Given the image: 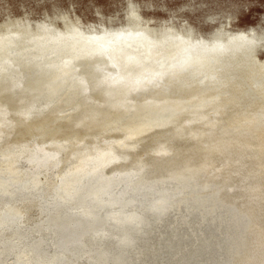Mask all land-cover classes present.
<instances>
[{"label": "bare ground", "instance_id": "1", "mask_svg": "<svg viewBox=\"0 0 264 264\" xmlns=\"http://www.w3.org/2000/svg\"><path fill=\"white\" fill-rule=\"evenodd\" d=\"M45 28L0 36V264H157L144 257L145 235L162 211L158 222L170 219V237L158 238L166 264H199L177 254L188 238L213 254L209 264H264V148L211 114L250 105L222 104L209 93L213 76L227 85L246 68L264 67L254 58L264 37L254 27L200 42L134 24L112 35ZM101 49L116 52L110 71L95 69L102 59L81 62ZM142 78L164 88L139 90ZM230 84L224 94H233ZM36 89L49 102L56 92L72 93L77 110L65 129L95 130L110 112L127 113L130 123L111 140L83 145L11 139L20 115L53 109ZM204 94L210 97L184 105ZM258 126L264 131V120ZM101 209H108L103 216ZM50 238L59 245L46 250Z\"/></svg>", "mask_w": 264, "mask_h": 264}, {"label": "rangeland", "instance_id": "2", "mask_svg": "<svg viewBox=\"0 0 264 264\" xmlns=\"http://www.w3.org/2000/svg\"><path fill=\"white\" fill-rule=\"evenodd\" d=\"M132 14L137 16L134 20H131L130 15ZM127 24H134L143 31H154L150 33H154L155 35L163 31H171L179 35L187 34L195 42L209 40L217 32L225 40L230 33L243 30L247 27L255 28L256 37H264V0H0V36L4 37L9 35V37L19 39L21 35L14 34L15 32L21 34V30L34 32L40 25L45 26V29L53 34L70 27L76 28L81 32H92L95 35H98V33L112 35L118 33ZM126 39L129 38L127 37ZM257 50L254 58L263 62L264 46L259 45ZM113 51V53L102 51V49L95 51L87 58L82 59L81 62L86 63L95 59H102V62L98 63L95 69L100 68L101 71H110V68L113 66L111 56L116 53L115 50ZM89 68L91 67L89 66ZM177 79L178 77L174 78L173 81L177 83ZM145 80L144 78L141 79L138 87L139 90L152 88V90H156L155 92H159L164 88V84H154L153 81L147 82ZM229 82L235 84L233 94L228 92L224 94V91H227V88L232 84L227 83L225 85L221 77L217 78V76H213L212 82H209V86L212 88L209 93L218 95L215 98L222 104L227 100L241 99L240 103L243 101L245 104H249L250 108L248 110H232V108L222 110L223 106L220 104V110H214L211 114L215 118L217 117L219 125L222 128L225 126L226 128L224 129L227 130L248 132L254 137L257 145L260 146L258 148H264L261 146H264V131H260L263 128L258 126V123L264 120V67L258 68L256 64L253 68H246L240 76H235ZM44 92L36 89L35 94L37 98L42 97L44 99L41 100L46 101ZM70 94L72 93H63V91L56 92L54 99H51L50 102L46 101V104H50L49 107L53 109L45 114L39 112L32 115V110L29 109L25 114L20 115L17 119L19 122H15L16 126L13 128L14 133L11 139L29 142L42 141L46 143L59 141L62 143H79L83 145L84 142L91 143L95 138L100 141H102L101 139L111 140V137H114L116 133L121 134L126 129V125L130 123L127 113L117 114L110 112L103 119H100L95 130L80 129L74 131L69 128L65 129L61 125L69 121V118L77 110L75 109L77 106V103H75L76 100ZM175 94L176 98L174 101H176V107H182L183 105H179V103H183L180 100L185 97L182 92ZM208 96L204 94L197 99L193 96V100L185 101L184 105L197 103L202 101V98H208ZM163 104L165 103L161 100L157 102V105ZM20 110L26 109L21 108ZM244 116L245 120H243ZM60 117L62 118L60 119ZM56 118L57 120H55ZM229 119H231L230 122ZM236 122L239 124L236 125ZM45 124L48 126V130ZM31 138L32 140H30ZM116 188L118 189V186ZM83 192L81 191L79 194L81 195ZM67 206L69 207L70 205L68 204ZM55 208L51 209V214L61 212L63 209H66V206L63 205L57 209ZM106 210L108 209H101L97 213L103 216ZM164 214V211H162L157 213L156 216L161 217ZM159 217L150 223L148 228L149 232L145 235L147 240L150 239L144 247V257H155L157 264H166L169 253L166 252L168 256H166V253L160 254L164 250H161L158 238L162 236L165 239L164 242H166V238L170 237V231L168 230V227H170V219L164 217L166 221L163 223L158 222L162 220ZM185 233V229L179 228V235H185ZM87 234L90 235V233ZM80 238L83 237H72V239ZM189 240V238L188 240H183L181 246L176 250L177 254L182 258L190 256L191 258L197 259L199 264H209L213 258V254L211 256L209 253L202 254L199 251L198 245H193ZM57 245H59V242L50 238L46 241L45 248L46 250L53 249ZM80 257L86 256L80 254Z\"/></svg>", "mask_w": 264, "mask_h": 264}]
</instances>
